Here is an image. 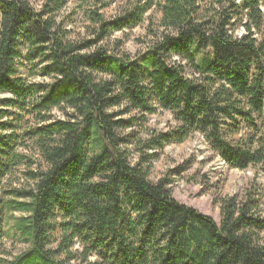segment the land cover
<instances>
[{
  "label": "trees",
  "instance_id": "trees-1",
  "mask_svg": "<svg viewBox=\"0 0 264 264\" xmlns=\"http://www.w3.org/2000/svg\"><path fill=\"white\" fill-rule=\"evenodd\" d=\"M204 1L159 0L160 34L132 57L109 39L145 0L89 13L83 39L61 18L69 0H0V264H264L256 187L222 200L218 225L149 180L196 134L264 174V0ZM160 112L171 130L139 132Z\"/></svg>",
  "mask_w": 264,
  "mask_h": 264
},
{
  "label": "rangeland",
  "instance_id": "rangeland-1",
  "mask_svg": "<svg viewBox=\"0 0 264 264\" xmlns=\"http://www.w3.org/2000/svg\"><path fill=\"white\" fill-rule=\"evenodd\" d=\"M30 1L38 9L44 0ZM158 1L145 0L149 2V7L143 15L142 22L132 29L113 33L109 39L110 45L132 57L151 47L160 34L161 13L157 6ZM209 1L205 0L203 5H207ZM134 7L131 0H69L61 18L65 21L66 28L70 30L72 38L83 39L89 36L88 27L91 26L89 13L98 12L104 20L111 21L123 17ZM34 80L42 81L39 78ZM54 114L59 118L63 117L61 112ZM175 125L171 113L160 112L149 116L145 127L143 129L138 127V130L143 134L147 131L165 133ZM29 126H35V123L30 121ZM242 135L243 132H240L233 138L237 140ZM139 137L145 136L139 134ZM162 179L170 183L169 188L177 202L194 208L213 219L218 225L221 221V201L231 197L241 199L246 191L254 187L261 196V207L264 208V174L254 168L245 171L229 168L200 134L194 135L182 144L166 147L159 158L152 162L149 180L157 183ZM6 248L11 253L18 254L24 246L14 241L8 242Z\"/></svg>",
  "mask_w": 264,
  "mask_h": 264
}]
</instances>
